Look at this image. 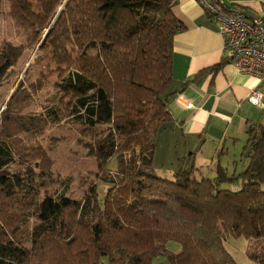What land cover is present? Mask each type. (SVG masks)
I'll return each mask as SVG.
<instances>
[{"label":"trees","instance_id":"16d2710c","mask_svg":"<svg viewBox=\"0 0 264 264\" xmlns=\"http://www.w3.org/2000/svg\"><path fill=\"white\" fill-rule=\"evenodd\" d=\"M6 1L29 36L0 45V85L35 46L58 81L41 113L19 114L31 95L18 89L1 116L0 264H237L228 237H244L247 257L264 264V127L248 129L240 172L217 163L212 178L192 166L166 178L153 168L156 134L172 121L176 0ZM63 118L86 133L103 127L85 144L97 169L80 200L66 195L71 179L48 192L49 161L22 145Z\"/></svg>","mask_w":264,"mask_h":264},{"label":"crops","instance_id":"0c3cea01","mask_svg":"<svg viewBox=\"0 0 264 264\" xmlns=\"http://www.w3.org/2000/svg\"><path fill=\"white\" fill-rule=\"evenodd\" d=\"M219 1L248 17L264 10V0ZM172 10L184 28L173 39L170 92L174 94L167 103L172 121L156 134L153 166L158 165L166 178L190 166L197 179L212 178L217 163L229 165L223 159L230 147L245 143L243 155L250 127L257 129L255 133L264 127V111L248 100L253 89L264 93V79L223 62L222 36L197 0H176ZM220 63L217 70L200 73Z\"/></svg>","mask_w":264,"mask_h":264},{"label":"rangeland","instance_id":"374dc122","mask_svg":"<svg viewBox=\"0 0 264 264\" xmlns=\"http://www.w3.org/2000/svg\"><path fill=\"white\" fill-rule=\"evenodd\" d=\"M28 36L29 32L18 27L15 20L8 15V2L2 0L0 2V45L4 41L23 44ZM57 81L58 73L54 70V64L49 63L47 56H43V52L39 51L37 46L25 49L18 63L9 70L4 82L0 85V120L3 112L6 111L11 94L18 89L22 93L31 95V100L20 110L19 114L41 113L44 102L54 93V84ZM39 83H42L41 87ZM102 130L103 127L98 126L92 133L82 132L83 130L78 125L71 124L63 118L59 122L49 123L38 134H27V138L22 140L25 142L22 145L33 147L38 156L41 151L49 161L51 185L47 188L48 192H53L59 186L61 179L65 182L71 179L65 191L66 195L73 199H82L85 190L95 180L94 172L97 169L96 159L88 153L85 144L100 136ZM244 144L237 143L235 147H230L229 154L223 159L229 162V165H226L229 172L234 169L240 172L245 168L247 159L240 154ZM115 164L113 159L110 166L115 167ZM154 170L157 171L158 176L165 177L158 165ZM238 186V184H232L230 188L236 189ZM262 187L264 189V184ZM225 246L237 264H255L246 255L247 240L244 237H228ZM167 248L171 252L181 250L180 244L173 240L168 242ZM155 264L170 263L165 258H157Z\"/></svg>","mask_w":264,"mask_h":264},{"label":"built area","instance_id":"2783aa9c","mask_svg":"<svg viewBox=\"0 0 264 264\" xmlns=\"http://www.w3.org/2000/svg\"><path fill=\"white\" fill-rule=\"evenodd\" d=\"M197 1L218 27L225 61L242 74L264 79V10L248 17L242 10L226 9L219 0ZM248 100L264 111V93L253 89Z\"/></svg>","mask_w":264,"mask_h":264}]
</instances>
